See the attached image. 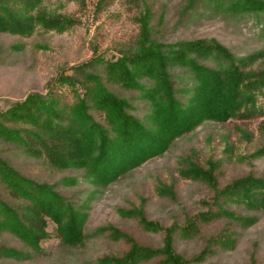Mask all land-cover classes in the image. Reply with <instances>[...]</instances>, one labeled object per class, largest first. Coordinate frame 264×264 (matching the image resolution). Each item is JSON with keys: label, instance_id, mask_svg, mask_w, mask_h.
I'll return each instance as SVG.
<instances>
[{"label": "trees", "instance_id": "obj_1", "mask_svg": "<svg viewBox=\"0 0 264 264\" xmlns=\"http://www.w3.org/2000/svg\"><path fill=\"white\" fill-rule=\"evenodd\" d=\"M114 1L96 0L95 11ZM68 3L85 6L0 0V35L14 39L0 41V64L25 51L22 39L46 51L48 33L72 31L77 20L60 11ZM121 3L136 29L116 57L93 54L45 92L0 109V143L54 174L29 177L0 155V185L16 200L0 195V232L26 247L0 245V258L29 259L48 237L49 218L66 249L98 236L122 247L94 264H202L229 252L238 255L232 264H264V169L255 164L264 160V42L240 53L188 33L217 18L252 20L264 37V0ZM252 119L256 130L241 125ZM231 120L241 125L234 140L220 135L223 146L213 145L204 127ZM140 170L114 207L121 223L85 231L87 201ZM251 230L259 234L245 245L241 232Z\"/></svg>", "mask_w": 264, "mask_h": 264}, {"label": "rangeland", "instance_id": "obj_2", "mask_svg": "<svg viewBox=\"0 0 264 264\" xmlns=\"http://www.w3.org/2000/svg\"><path fill=\"white\" fill-rule=\"evenodd\" d=\"M96 0H85V6L80 8L78 4L68 3L61 12L72 15L77 24L74 29L63 34L48 33L50 49L46 51H33L31 39H22L25 43V51L21 54L5 55L0 64V109L5 108L14 100H21L30 92H45L46 86L52 84L54 79L62 72L70 73V67L90 58L93 54L104 59H113L117 56L116 46L118 42L126 41L135 32V24L125 13L121 0H115L111 5L103 8L100 12L95 11ZM252 20L248 22L235 21L224 25L217 18L204 19L195 24L188 31L189 35H203L214 37L218 40L233 45L240 53H245L264 42V37L258 35L259 26H252ZM243 29V32L240 29ZM9 35H0V41L6 46L13 41ZM5 48V47H4ZM45 89V90H44ZM65 89V87H64ZM62 88V90H64ZM263 103V102H262ZM258 119H252L241 124L251 130H256ZM231 120L224 123H212L204 127V134L210 131L215 140L213 145L222 144L220 135H229L234 140L235 127L241 126ZM201 132V133H203ZM221 146V145H220ZM0 155L8 161H13L25 175L36 179H53L54 174L45 170V166L36 163L23 156H18L13 148L7 149L0 143ZM258 169H264V160L255 161ZM153 164V163H150ZM144 170H140L135 176H128L118 182L112 189L95 194L86 203V219L83 224L84 230L105 225L120 224L121 221L114 207L121 202L122 192L131 182L138 184ZM71 193V192H70ZM183 197L185 189H181ZM0 195L11 199L4 188L0 185ZM85 198V196H84ZM264 224V221L263 223ZM45 230L48 237L40 241V249L33 253L29 259L15 260L12 258H0V264H65V257L72 259L71 264H94L97 257L117 253L121 246H112L105 236L90 238L84 246L74 249H66L60 245L56 225L46 218ZM241 242L246 245L248 241L259 233L255 230L241 232ZM244 244L240 245L242 247ZM0 245L26 249L19 239L14 238L7 232H0ZM238 257L229 252L220 254L210 262L202 264H232ZM211 260V259H210ZM209 261V260H208Z\"/></svg>", "mask_w": 264, "mask_h": 264}]
</instances>
